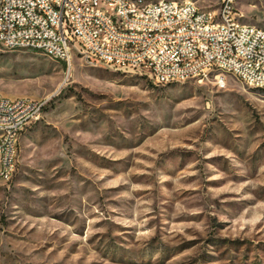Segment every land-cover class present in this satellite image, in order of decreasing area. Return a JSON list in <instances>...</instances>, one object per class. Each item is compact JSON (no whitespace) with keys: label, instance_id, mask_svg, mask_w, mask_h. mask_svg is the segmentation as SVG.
I'll return each instance as SVG.
<instances>
[{"label":"rangeland","instance_id":"rangeland-1","mask_svg":"<svg viewBox=\"0 0 264 264\" xmlns=\"http://www.w3.org/2000/svg\"><path fill=\"white\" fill-rule=\"evenodd\" d=\"M0 94L48 100L0 180V264H264V90L0 49Z\"/></svg>","mask_w":264,"mask_h":264},{"label":"built area","instance_id":"built-area-1","mask_svg":"<svg viewBox=\"0 0 264 264\" xmlns=\"http://www.w3.org/2000/svg\"><path fill=\"white\" fill-rule=\"evenodd\" d=\"M237 0L213 12L161 0H0V49L39 52L70 69L90 66L147 77L154 85L230 77L264 90V28L240 22ZM47 99L0 94V180L16 169L21 134Z\"/></svg>","mask_w":264,"mask_h":264},{"label":"trees","instance_id":"trees-1","mask_svg":"<svg viewBox=\"0 0 264 264\" xmlns=\"http://www.w3.org/2000/svg\"><path fill=\"white\" fill-rule=\"evenodd\" d=\"M60 63L64 66V64L62 62H60Z\"/></svg>","mask_w":264,"mask_h":264}]
</instances>
